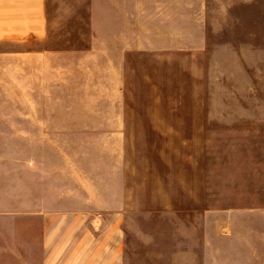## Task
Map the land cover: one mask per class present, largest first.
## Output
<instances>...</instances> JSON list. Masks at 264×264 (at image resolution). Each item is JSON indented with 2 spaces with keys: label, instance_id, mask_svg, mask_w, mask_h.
Listing matches in <instances>:
<instances>
[{
  "label": "rangeland",
  "instance_id": "rangeland-1",
  "mask_svg": "<svg viewBox=\"0 0 264 264\" xmlns=\"http://www.w3.org/2000/svg\"><path fill=\"white\" fill-rule=\"evenodd\" d=\"M45 16L42 39L0 42V264H40L58 205L90 209L60 211L61 253L113 218L119 264H264V0H45ZM44 168L79 192L48 193Z\"/></svg>",
  "mask_w": 264,
  "mask_h": 264
},
{
  "label": "crops",
  "instance_id": "crops-1",
  "mask_svg": "<svg viewBox=\"0 0 264 264\" xmlns=\"http://www.w3.org/2000/svg\"><path fill=\"white\" fill-rule=\"evenodd\" d=\"M46 16H45V0H0V42L1 41H13V40H25V38L42 39L45 35ZM25 51V49L23 50ZM65 114L64 112H61ZM121 161V160H120ZM67 169H70V164H63ZM121 162L120 167L121 168ZM46 176L42 177L41 185L47 188L67 185L69 188L76 187L75 180L77 182L78 192L80 183L77 179H80L79 175L75 172L64 171L58 173L57 177H50L48 173L49 168H44ZM64 170V169H63ZM77 175V176H76ZM120 201H115L108 210L123 211L127 209V203L123 202V181L122 172L120 174ZM67 181V183H66ZM77 192V194H78ZM76 191H68L69 196L75 195ZM72 195V196H73ZM72 196L70 200H72ZM79 200V198H78ZM49 203V202H48ZM112 203V202H111ZM44 211L56 212V214H47L44 220V232L43 243L44 251L41 255L40 264H119L118 254L121 250L122 240L118 232L117 224L111 218L107 222V230L105 234H102L98 241L97 235L93 233L91 229H87L84 234L78 235H64L61 243L71 244L69 249L60 252V211H81L90 210L69 206L57 207H42ZM55 215V216H54ZM56 228L57 236L52 232V228ZM100 244V246L98 245Z\"/></svg>",
  "mask_w": 264,
  "mask_h": 264
}]
</instances>
